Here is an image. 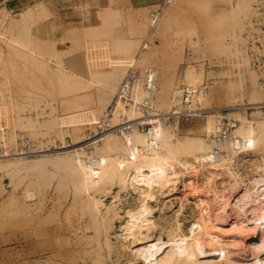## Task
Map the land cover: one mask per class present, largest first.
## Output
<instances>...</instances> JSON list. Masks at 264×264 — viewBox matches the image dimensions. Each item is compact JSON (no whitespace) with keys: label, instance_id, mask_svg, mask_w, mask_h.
<instances>
[{"label":"rangeland","instance_id":"374dc122","mask_svg":"<svg viewBox=\"0 0 264 264\" xmlns=\"http://www.w3.org/2000/svg\"><path fill=\"white\" fill-rule=\"evenodd\" d=\"M15 1L0 5V148L28 138L39 154L0 158V264H264V194L237 196L264 163V0H171L153 29L148 14L163 0ZM131 65L153 71L157 115L182 87H201L199 108L227 109L237 133L257 139L232 159L234 181L181 166H195L217 117L150 118L163 130L166 170L143 172L137 185L104 175L90 187L87 159L105 160L103 173L125 154L114 133L53 151L83 146ZM126 210L138 211L130 228Z\"/></svg>","mask_w":264,"mask_h":264},{"label":"built area","instance_id":"2783aa9c","mask_svg":"<svg viewBox=\"0 0 264 264\" xmlns=\"http://www.w3.org/2000/svg\"><path fill=\"white\" fill-rule=\"evenodd\" d=\"M171 3V0H163L159 7L148 14L147 23L150 29H153L159 20L163 9ZM149 37L143 40L141 49L148 47ZM140 85L145 93V98L136 103L133 97L134 88ZM157 93V82L151 70L140 71L131 65L123 78L121 79L117 91L106 107L102 116L95 123V129L89 134L83 148L90 149L96 144L103 134L114 133L122 138L126 143L131 141L135 131L147 136L151 141L150 131L152 122L150 118L158 117L159 119H189L206 117H217L218 121L211 129H205L204 139L210 148L207 152L201 154L199 164L208 166L210 163L219 160H232L237 155H242L251 150V142L240 136L238 121L224 112L227 109H201L199 108L198 97L203 93V88L184 86L180 89L179 95L173 98L171 109L165 113L157 115L153 112L152 100ZM130 106H136L143 111L141 117L128 119L123 110ZM132 148L134 145H130ZM71 148L70 144H57L53 151H62ZM134 150V149H133ZM28 138H24L12 151L8 153L4 147L0 148V158L6 157H24L31 158L38 155ZM87 162L93 165V159H87Z\"/></svg>","mask_w":264,"mask_h":264},{"label":"bare ground","instance_id":"6f19581e","mask_svg":"<svg viewBox=\"0 0 264 264\" xmlns=\"http://www.w3.org/2000/svg\"><path fill=\"white\" fill-rule=\"evenodd\" d=\"M151 72L153 73L152 70H151ZM136 87L140 90V92L142 93V96L143 95L145 96V93L142 90L141 86L140 85H137ZM136 87L133 90V97L135 96L134 95V92L136 90ZM202 94H200L199 97H198V103L199 104L201 103L200 98L202 97L201 96ZM178 95H179V91H178ZM141 100H143V99H141ZM101 104H103V101L100 100V101H98L97 106H99ZM134 107H136V106H134ZM158 121L159 120L156 119L155 120V123L157 122V124L154 127L152 126V128H151L152 129L150 131V136L152 138L151 141H148V138H147L146 135L139 134L138 132H137L138 134H134L133 133L132 138H131V141L129 143H126L125 141H123L124 148H125V154L123 155L122 158H119L117 160V162L115 163V165H116L115 168L116 169L107 168L102 173V170H100V168L101 169L104 168V166L106 164V163L104 164L105 160H104V162L103 161L101 162V160L99 158L93 159V162H94L93 165L91 163H89V162L86 161L85 164H84V167H85L86 177L90 178L89 179L90 187H94L97 183H100V180H101L102 177H104V175L106 177H109V179L110 178L113 179L114 177H117L119 179V181L121 182V184H123L126 187L128 185H131L132 183L134 184V182H137L136 179L139 176L142 177L141 175L145 171L152 170L153 168H154L153 170L159 168V169H161V172L162 171L165 172L167 158L164 157V156H162L161 155V152L159 150V146H160L159 145V140L163 137V130H162V127L160 126L161 125L160 122H158ZM214 126L210 127V129L213 128ZM110 134L111 133H109V132L103 134L102 137H101V139L103 137H107ZM242 137L245 138V139H248L251 142V146L252 147H251V150L250 151L254 150V141L256 143L257 142V139L254 140V139H252V137H249V136H242ZM116 143L117 142H115V140L113 138H111V139L109 138V140H107V142L105 144V149L107 151H111L115 147L114 145ZM130 145H134V147L132 148ZM138 146L139 147H142V148L139 149ZM206 146H207V149L204 152H207L209 150V148H210L209 144L208 145L206 144ZM82 149H83V147L80 145V146H75V147L73 146L72 148L62 150L61 152L65 153V152H69V151H77V150H82ZM140 150H143V151L140 152ZM196 150L197 151H201L203 149L199 145V146L196 147ZM204 152H202V153H204ZM202 153H200L198 155V157H197V159H196V161L194 163L195 166H193V164L191 162H189V161L186 160V161H184L181 164L182 168L185 169V170L192 169V170H195L196 171L198 168L205 167V166H202V165L199 164V158H200V156H201ZM143 154L150 155L152 158L149 159L148 156L143 155ZM236 157H238V155ZM231 161L232 160H219V161H214L213 163H210L208 166L206 165V167H209L210 170H212V173H213V171L214 172L215 171H221V174H223L225 177H228V179L231 182L232 179H233L232 181H234V179H235V177L233 178L232 172L229 170V165L232 164ZM108 164H109V162H108ZM220 164H226L228 167L226 165L225 166L223 165V167H220V166L216 167V165H220ZM110 166H111V164H110ZM218 174H219V172H218ZM216 176H214V177H216ZM218 176H220V175H218ZM239 179H238V181H239ZM138 182L136 183V185L138 184ZM236 182H237V180H236ZM240 182L242 183V181H240ZM139 183H142V181L140 180ZM234 188H235V182L230 185L229 189H234ZM257 190H259V192H261L262 194H264V163H263V165H259L257 167V170L255 171L254 175H252L249 178L248 182L243 183V186H241V188H240L237 196H240V198L242 197L241 199L244 200L243 197H245V199H247L248 198L247 196H249L248 194L251 195V193L253 194V192H255ZM230 192H231V190H230ZM257 194L255 193V194H253V196L254 195L256 196ZM245 195H247V196H245ZM147 196H149V194H145L144 195V197H147ZM251 198L254 199V197H251ZM257 198L258 197H256V199ZM241 199L240 200L238 199V200L241 201ZM256 199H254L253 201H255ZM231 200H232V198H231ZM248 202H251V200H249ZM248 202H247V204H249ZM228 203H229V201H228ZM139 212H141V209H140ZM139 215H140V213H139ZM124 217H126V221H125L126 224H125L124 228L125 227H129V226H132V225H134L133 224L134 221L136 219L137 220L139 219V217H138V211L135 212L133 210H126ZM183 263L186 264V262H183Z\"/></svg>","mask_w":264,"mask_h":264},{"label":"crops","instance_id":"0c3cea01","mask_svg":"<svg viewBox=\"0 0 264 264\" xmlns=\"http://www.w3.org/2000/svg\"><path fill=\"white\" fill-rule=\"evenodd\" d=\"M29 1L32 0H16L14 2V7L16 9H23L25 6L28 5ZM46 3L50 4V2L53 4L52 6L55 5H60L61 8L66 7L67 5H69L70 3L74 2L75 0H45ZM7 2V0H0V5H3ZM111 8V7H110Z\"/></svg>","mask_w":264,"mask_h":264}]
</instances>
